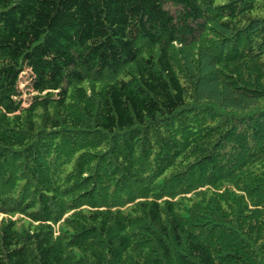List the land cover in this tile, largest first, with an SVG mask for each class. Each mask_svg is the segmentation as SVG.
<instances>
[{
    "label": "trees",
    "instance_id": "1",
    "mask_svg": "<svg viewBox=\"0 0 264 264\" xmlns=\"http://www.w3.org/2000/svg\"><path fill=\"white\" fill-rule=\"evenodd\" d=\"M0 264H264V0H0Z\"/></svg>",
    "mask_w": 264,
    "mask_h": 264
},
{
    "label": "rangeland",
    "instance_id": "2",
    "mask_svg": "<svg viewBox=\"0 0 264 264\" xmlns=\"http://www.w3.org/2000/svg\"><path fill=\"white\" fill-rule=\"evenodd\" d=\"M19 87L21 90L23 105H28L34 93L33 83H32V73L30 69H25L24 73L21 76ZM61 91H62L61 89H58L55 91V93H60Z\"/></svg>",
    "mask_w": 264,
    "mask_h": 264
}]
</instances>
